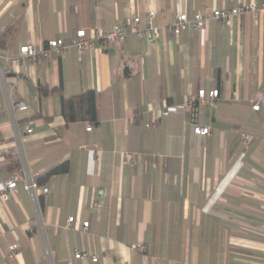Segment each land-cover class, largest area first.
Listing matches in <instances>:
<instances>
[{
  "label": "crops",
  "instance_id": "obj_1",
  "mask_svg": "<svg viewBox=\"0 0 264 264\" xmlns=\"http://www.w3.org/2000/svg\"><path fill=\"white\" fill-rule=\"evenodd\" d=\"M260 1L0 0V36L14 27L0 53L10 56L77 29L144 21L149 10L159 27L153 41L128 34L9 72L0 57V190L24 166L49 189L34 201L18 181L0 197V264H264V105L250 107L264 92V13L231 26L209 19L177 36L165 28L177 10L191 17ZM40 87L55 90L41 95ZM201 87L218 89L215 105L183 111ZM89 89L97 121L90 130L87 121L66 124L60 94ZM18 101L26 108L10 111ZM194 123L209 134H194ZM76 250L97 260L75 258Z\"/></svg>",
  "mask_w": 264,
  "mask_h": 264
},
{
  "label": "built area",
  "instance_id": "obj_2",
  "mask_svg": "<svg viewBox=\"0 0 264 264\" xmlns=\"http://www.w3.org/2000/svg\"><path fill=\"white\" fill-rule=\"evenodd\" d=\"M248 13L254 20L264 13V1L260 2H246L237 3L232 7L213 8L206 11H197L191 15L186 11L177 10L173 20L166 25L168 31L173 35H179L183 30L189 26L193 28L205 27L209 19H216L221 21L227 26H231L234 19L239 18L242 14ZM155 15L154 10H149L146 14L144 21H142L139 15H134L130 20H126L117 23L110 30H104L98 27H93L90 34L87 35L86 30L81 28L77 29L72 37L68 40L63 38L48 39L42 44L25 43L19 47V54L17 56H10L7 53L1 54L8 63L7 72L15 69L18 66H23L26 63H37L39 59L57 58L66 54L70 48L74 47L78 51H84L92 48L96 42L100 45L114 44L117 45L125 39L128 34H134L135 36L144 39L145 41H153L159 37V27L153 22ZM0 75L3 76V72L0 69ZM219 98L218 89L212 88L206 90L205 88H198L196 93L188 95L181 103V109L186 112H190L196 105H215ZM264 105V92L250 102L252 110H259L261 105ZM14 108L25 109L26 103L24 101H18L10 105L9 109L12 111ZM168 107L165 105L160 109V115H167ZM92 123L86 122V130H90ZM23 128L26 133L32 132V127L29 124H23ZM193 133L197 135L209 134V127L202 126L194 123L192 127ZM239 140L242 145H248L250 141V135L245 132L239 133ZM18 148L21 152V137H18ZM5 153H8V149H4ZM21 181L24 189L32 196L34 201L38 200V197L42 194L49 192L48 187L41 186L38 181L33 178L27 171L26 167L22 168V174L20 177L14 175L11 179L3 180L1 182L0 197L5 198L6 192L13 189L17 182ZM68 223L74 221L73 216H69ZM88 221L81 223L82 231L88 227ZM17 244H11L9 246L8 258L15 257ZM141 248V247H139ZM74 257L78 259H90L95 262L97 255L85 251L76 250Z\"/></svg>",
  "mask_w": 264,
  "mask_h": 264
},
{
  "label": "trees",
  "instance_id": "obj_3",
  "mask_svg": "<svg viewBox=\"0 0 264 264\" xmlns=\"http://www.w3.org/2000/svg\"><path fill=\"white\" fill-rule=\"evenodd\" d=\"M13 31L14 27L9 26L0 36V43H5L10 38ZM50 90L54 91L55 89H48L47 87L39 88L41 95L47 94ZM96 107L97 95L92 89L72 96L60 94V110L66 124L76 120L89 121L91 123L96 122ZM66 168L67 166L65 163L55 166L49 169L46 175L63 172Z\"/></svg>",
  "mask_w": 264,
  "mask_h": 264
},
{
  "label": "water",
  "instance_id": "obj_4",
  "mask_svg": "<svg viewBox=\"0 0 264 264\" xmlns=\"http://www.w3.org/2000/svg\"><path fill=\"white\" fill-rule=\"evenodd\" d=\"M125 72H126V69H125Z\"/></svg>",
  "mask_w": 264,
  "mask_h": 264
}]
</instances>
